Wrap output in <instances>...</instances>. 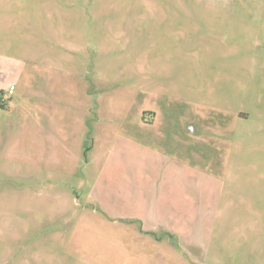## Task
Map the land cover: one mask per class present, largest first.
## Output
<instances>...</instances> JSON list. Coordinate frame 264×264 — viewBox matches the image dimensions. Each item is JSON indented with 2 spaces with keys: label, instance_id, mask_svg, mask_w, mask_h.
<instances>
[{
  "label": "rangeland",
  "instance_id": "1",
  "mask_svg": "<svg viewBox=\"0 0 264 264\" xmlns=\"http://www.w3.org/2000/svg\"><path fill=\"white\" fill-rule=\"evenodd\" d=\"M0 264H264V0H0Z\"/></svg>",
  "mask_w": 264,
  "mask_h": 264
},
{
  "label": "crops",
  "instance_id": "2",
  "mask_svg": "<svg viewBox=\"0 0 264 264\" xmlns=\"http://www.w3.org/2000/svg\"><path fill=\"white\" fill-rule=\"evenodd\" d=\"M192 132H196L195 128L194 127H191L190 129Z\"/></svg>",
  "mask_w": 264,
  "mask_h": 264
}]
</instances>
